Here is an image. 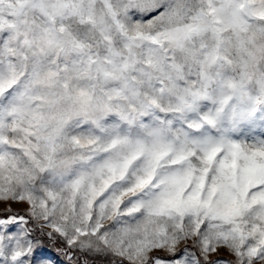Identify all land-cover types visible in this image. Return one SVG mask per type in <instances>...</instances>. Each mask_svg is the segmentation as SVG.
Instances as JSON below:
<instances>
[{
    "label": "snow or ice",
    "instance_id": "snow-or-ice-1",
    "mask_svg": "<svg viewBox=\"0 0 264 264\" xmlns=\"http://www.w3.org/2000/svg\"><path fill=\"white\" fill-rule=\"evenodd\" d=\"M0 264H264V0H0Z\"/></svg>",
    "mask_w": 264,
    "mask_h": 264
},
{
    "label": "rangeland",
    "instance_id": "rangeland-1",
    "mask_svg": "<svg viewBox=\"0 0 264 264\" xmlns=\"http://www.w3.org/2000/svg\"><path fill=\"white\" fill-rule=\"evenodd\" d=\"M219 259H221V260H226V259H228L226 256H221V257H219Z\"/></svg>",
    "mask_w": 264,
    "mask_h": 264
}]
</instances>
